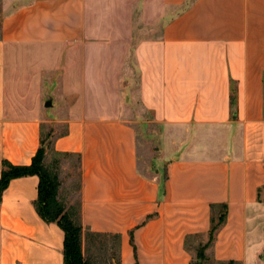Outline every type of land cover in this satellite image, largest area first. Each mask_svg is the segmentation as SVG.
Returning <instances> with one entry per match:
<instances>
[{
    "label": "crops",
    "instance_id": "obj_1",
    "mask_svg": "<svg viewBox=\"0 0 264 264\" xmlns=\"http://www.w3.org/2000/svg\"><path fill=\"white\" fill-rule=\"evenodd\" d=\"M46 137L79 157L82 225L119 235L113 264H192L217 203L204 258L264 264V0H0V173ZM37 183L1 194L0 264H63Z\"/></svg>",
    "mask_w": 264,
    "mask_h": 264
},
{
    "label": "trees",
    "instance_id": "obj_2",
    "mask_svg": "<svg viewBox=\"0 0 264 264\" xmlns=\"http://www.w3.org/2000/svg\"><path fill=\"white\" fill-rule=\"evenodd\" d=\"M42 138L40 146L33 155L28 165H15L7 160L2 161V169L0 173V198L3 190L8 186L11 179L27 175H36L37 197L34 201V207L37 214L45 222L56 223L63 231V264H96L84 256L83 241L84 231L80 217L68 211L64 203L58 198V188L60 180L55 168H50L44 162V158L48 151L58 153ZM226 204H211L210 228L208 230V240L204 245L197 248L199 259L204 258L203 250L214 238L215 231L224 222L226 216ZM90 235H100L101 233L89 232ZM114 236L118 241L117 234H101ZM119 255L109 264L118 263ZM193 264V263H192Z\"/></svg>",
    "mask_w": 264,
    "mask_h": 264
},
{
    "label": "rangeland",
    "instance_id": "obj_3",
    "mask_svg": "<svg viewBox=\"0 0 264 264\" xmlns=\"http://www.w3.org/2000/svg\"><path fill=\"white\" fill-rule=\"evenodd\" d=\"M151 131L155 127L150 128ZM47 129L42 128V135ZM47 142V137L44 138ZM152 143L147 142L145 147L144 158L140 159L142 168L145 172L154 173L153 167L149 165V158L153 154ZM51 149V146H50ZM46 165L50 168H55L58 173L60 185L58 188V198L64 203L65 208L80 217L81 220V196H80V172H79V157L72 154H55L53 151H48ZM157 161V159H156ZM144 164V166H143ZM82 223V221H81ZM84 226V225H83ZM84 256L95 262L96 264H109L119 255L118 241L111 235H90L91 232L84 226ZM207 236H194L187 240V248L190 251L193 264H232L227 262H216L211 258L199 259L197 248L200 242L205 241Z\"/></svg>",
    "mask_w": 264,
    "mask_h": 264
}]
</instances>
